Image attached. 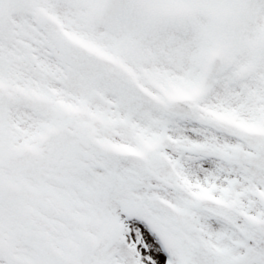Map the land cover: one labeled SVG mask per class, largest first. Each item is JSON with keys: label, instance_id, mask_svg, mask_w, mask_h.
<instances>
[{"label": "snow or ice", "instance_id": "snow-or-ice-1", "mask_svg": "<svg viewBox=\"0 0 264 264\" xmlns=\"http://www.w3.org/2000/svg\"><path fill=\"white\" fill-rule=\"evenodd\" d=\"M0 264H264V0H0Z\"/></svg>", "mask_w": 264, "mask_h": 264}]
</instances>
